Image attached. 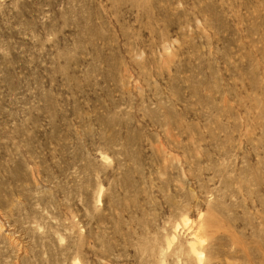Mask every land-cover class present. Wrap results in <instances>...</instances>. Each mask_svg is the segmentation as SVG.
<instances>
[{
  "label": "rangeland",
  "instance_id": "obj_1",
  "mask_svg": "<svg viewBox=\"0 0 264 264\" xmlns=\"http://www.w3.org/2000/svg\"><path fill=\"white\" fill-rule=\"evenodd\" d=\"M0 264H264V0H0Z\"/></svg>",
  "mask_w": 264,
  "mask_h": 264
}]
</instances>
